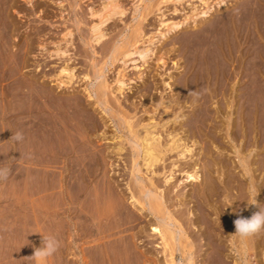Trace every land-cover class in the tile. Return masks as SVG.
Masks as SVG:
<instances>
[{
    "label": "rangeland",
    "instance_id": "374dc122",
    "mask_svg": "<svg viewBox=\"0 0 264 264\" xmlns=\"http://www.w3.org/2000/svg\"><path fill=\"white\" fill-rule=\"evenodd\" d=\"M5 1H0V164L12 172L0 183V264H79L82 259L80 264H101L94 259L89 228L104 222L119 204L129 205L127 190L135 178L147 185L152 177L142 149L132 152L137 140L120 116L134 119L136 136H147L160 153L153 175L160 189L161 166L176 159L188 174L199 176L186 181L185 173L176 172L185 193L200 187L203 170L210 168L209 158L207 165L197 160L204 150L210 148L215 161L235 163L230 197L217 199L218 214L209 205L206 225L197 224L205 231L207 252L203 257L193 252L192 257L197 264L202 259L209 264H264V231L242 238L234 226L238 217H251L264 206L258 147L264 123V0H115L122 13L116 10L101 25L105 37L100 42H93L91 32L107 0ZM91 9L96 15L91 16ZM177 23V30L167 32V25ZM123 38L152 52L144 61L128 59L123 68L122 61L109 56ZM63 68H70L71 74H60ZM121 72L126 86L120 94L116 79ZM104 79L107 103L95 95ZM195 90L199 98L189 95ZM149 93L155 100L143 103L142 95ZM17 132L23 140L16 144ZM250 136L257 141L251 148L245 145ZM249 150L250 190L246 168L236 164ZM132 159L139 170L134 168L133 176ZM223 172L228 173L225 167L214 176L223 179ZM187 209L191 219L199 214L192 203ZM145 218L156 223L147 209ZM47 236L56 237L58 249L47 257L34 256ZM197 237L190 238L195 246L202 240ZM160 251L155 249L152 256L165 264Z\"/></svg>",
    "mask_w": 264,
    "mask_h": 264
},
{
    "label": "bare ground",
    "instance_id": "6f19581e",
    "mask_svg": "<svg viewBox=\"0 0 264 264\" xmlns=\"http://www.w3.org/2000/svg\"><path fill=\"white\" fill-rule=\"evenodd\" d=\"M2 2V0H0ZM12 1V0H11ZM10 1V2H11ZM25 1V0H24ZM74 0H72L73 2ZM117 1V0H116ZM115 0H107L105 1V5L101 8V13L98 14L97 17H99V20L97 24H93L92 26V32L93 33V42H100L105 36L104 32L101 29V25H104V22H107V19L114 14L116 10H119L120 7L119 4L116 3ZM4 0V4H5ZM6 3L7 5L10 3ZM62 2V1H61ZM56 3V2H55ZM1 4V3H0ZM12 4V3H11ZM77 4V3H76ZM92 4V3H91ZM104 4V3H103ZM3 5V3H2ZM4 6V5H3ZM7 7V6H6ZM10 7V6H9ZM16 7V6H15ZM137 7V6H136ZM5 8V7H3ZM8 8V7H7ZM6 8V10H7ZM11 8V7H10ZM13 8V6H12ZM42 8V7H41ZM122 8V7H121ZM90 9V8H89ZM1 11V10H0ZM92 11V9L90 10ZM120 11V10H119ZM3 12V11H2ZM16 12V9H15ZM118 12V11H117ZM116 12V13H117ZM139 12V11H138ZM91 16L96 15L95 12H90ZM122 13L121 11L118 12ZM141 14V13H140ZM116 15V14H115ZM90 17V16H89ZM113 17V16H112ZM65 19V18H64ZM77 21V20H76ZM97 21V20H96ZM141 21V20H140ZM12 23V22H11ZM77 23V22H76ZM180 24V23H179ZM182 24V23H181ZM64 25V24H63ZM180 27V25L173 24L171 27L167 25V32L177 30ZM66 29V27H65ZM69 29V28H68ZM91 29V28H90ZM11 30V29H10ZM138 30V29H137ZM133 32V31H132ZM131 32V33H132ZM134 33V32H133ZM136 33V32H135ZM166 33V32H165ZM67 34V33H66ZM70 34V33H69ZM138 35V34H137ZM141 35V34H140ZM166 35V34H164ZM122 37V36H121ZM119 37V38H121ZM142 37V36H141ZM119 38H117L119 40ZM137 38V37H136ZM63 39V38H62ZM163 39V38H162ZM129 39H122L121 43L115 44V46L112 47L110 50V55L112 57V61L114 60H120L122 61L123 68L128 63L127 60L129 59L131 62H136V59L134 56H137V59L145 60V58H148L149 53L152 52V49L142 48L139 49L136 44L138 41H135L134 44L129 45ZM150 41V40H149ZM90 42V41H89ZM139 45V44H138ZM131 49H129L130 47ZM58 53V52H57ZM63 54V52H61ZM65 54V53H64ZM107 55V54H106ZM107 56V58L109 57ZM158 56V55H157ZM131 58V59H130ZM106 59V58H105ZM148 60V59H147ZM163 61L162 58H158L157 61ZM111 61V60H110ZM138 61V60H137ZM227 62V61H226ZM113 63V62H112ZM121 63V62H120ZM165 63V62H163ZM111 64V63H110ZM99 65V64H98ZM103 65V64H102ZM136 67V66H135ZM138 67V66H137ZM133 69V68H132ZM67 72V74H71L70 68H63L60 74L63 72ZM98 71V70H96ZM122 71V70H121ZM117 73V72H116ZM120 73V72H119ZM65 74V73H64ZM96 74V73H95ZM98 75H101L98 72ZM264 75V74H263ZM67 76V75H66ZM97 76V75H96ZM102 76V75H101ZM116 76V75H115ZM73 77V76H72ZM103 78V77H102ZM125 75L120 74L119 78L116 79V83L118 85L117 91L120 92V94L123 92L124 87L126 86V83L124 82ZM262 78V77H261ZM70 79V78H69ZM68 79V80H69ZM204 79V78H203ZM98 80V79H97ZM188 80V78H187ZM100 81V80H99ZM257 81V80H256ZM186 82V81H185ZM198 82V81H197ZM264 82V81H263ZM60 84V82H59ZM147 84V83H146ZM162 84V83H161ZM165 85V84H164ZM154 86V84H153ZM260 86V85H259ZM171 87V86H169ZM107 88V83L105 82V79L99 83L98 87L96 88L95 95L99 101H103L104 103H107L105 100V89ZM262 92H263V100H262V110L264 115V86H262ZM251 89V88H250ZM92 91V90H90ZM151 91V90H150ZM260 91V89H259ZM143 92V91H142ZM147 92V91H146ZM149 92V90H148ZM186 92V91H185ZM55 93V92H54ZM94 93V92H93ZM114 93V92H113ZM146 94V93H143ZM261 94V92H260ZM76 95V94H75ZM88 95V93H87ZM251 95V94H250ZM260 96V95H259ZM140 97V96H139ZM143 97V103L149 102V100H155V98L150 95H142ZM206 97V96H205ZM261 97V96H260ZM87 98H90V95L87 96ZM226 98V97H225ZM126 99V98H125ZM254 99V98H253ZM42 100V99H41ZM118 100V99H117ZM162 100V99H161ZM247 100V99H246ZM116 101V100H115ZM169 101V100H168ZM227 101V100H226ZM77 104V100L74 101ZM118 102V101H117ZM127 102V101H126ZM159 102V101H157ZM259 102V101H258ZM96 103V102H95ZM142 103V102H141ZM156 103V102H155ZM93 104V103H92ZM134 104V103H133ZM131 104V105H133ZM148 104V103H147ZM175 104V103H174ZM253 104V103H252ZM98 105V104H97ZM100 105V103H99ZM107 105V104H106ZM105 105V106H106ZM118 105V104H117ZM141 105V104H140ZM144 105V104H143ZM158 105V104H156ZM155 105V106H156ZM160 105V104H159ZM162 105V104H161ZM254 105V104H253ZM108 106V105H107ZM120 106V105H119ZM142 106V105H141ZM154 106V105H153ZM154 106V107H155ZM169 107L170 106H166ZM243 107V106H242ZM137 108V107H135ZM168 108V109H169ZM173 108V107H172ZM124 109V108H123ZM142 109V108H141ZM150 109V108H149ZM167 109V108H166ZM253 110V108H251ZM112 115H118L120 116V113L115 112L112 108H109ZM136 110V109H135ZM237 110V109H236ZM255 110V109H254ZM147 111H145L146 113ZM154 112V110H153ZM247 114V113H246ZM250 114V113H249ZM258 114V113H257ZM137 115V114H136ZM237 117V116H236ZM112 118V117H111ZM134 118V117H133ZM240 119V118H239ZM29 120V119H28ZM120 120L123 122L125 128L127 129V132L133 135L135 138V146H133V150L142 149L144 152V158H145V167L146 172L152 173V177L147 178V185L144 184L142 181H140V178L137 180L135 178V181H133L132 185H129L128 192L129 196L127 198V201L129 200V205L125 206V204H119L118 206L115 205L116 209L113 212L112 215H110L108 218H104V222L102 223H92L91 227L89 228V232L94 238L93 240V246H92V252L94 254V259L101 260L103 264H159L160 260L155 259L153 256V252L155 249L161 250L160 254H163L165 256L166 263L165 264H197V261H195L192 257L193 252H196L200 256L206 254L207 252L203 247L205 246V238L204 234L205 231L201 229L197 224L201 225V222L203 223L208 218L206 215L207 213V207L212 204L213 211L215 214L219 213V206H216L218 203V198L223 197L224 199L228 197V192L231 191L233 188V182L234 177V167L235 163L232 161H219L216 162L215 159L213 160L212 152L209 149L204 150L201 159H198L200 162L205 161V158H209L212 163L207 162L210 164V168H207L204 173V178L200 180V187L198 186L197 189L194 188L191 191L184 192L179 189L181 186V183L178 182L176 179V172L179 173H185L186 181H192L197 180L199 178L198 175L195 174H188L187 171L184 170L185 165L182 164L180 166L177 165L178 161L176 159L175 162L167 165V166H161L160 175L162 174V189L159 188L156 179H155V168L157 167V164L161 161V156L155 152V148L153 149V146L147 142L148 139L144 137V139H141L137 137L135 134L136 130L134 128H137L136 125H134L129 117L120 116ZM245 120V119H244ZM115 121V120H114ZM120 121V125H121ZM150 121V120H149ZM250 121V120H248ZM141 122V121H140ZM147 123V122H146ZM150 124V123H149ZM254 124V123H253ZM140 125V124H139ZM241 125V124H240ZM163 126V125H162ZM221 127V126H220ZM245 127V126H244ZM152 128V127H151ZM252 128V127H251ZM53 129V127H52ZM153 129V128H152ZM235 129V126H234ZM233 129V130H234ZM47 130V129H45ZM51 130V129H50ZM244 130V129H243ZM249 130V129H248ZM256 130V129H255ZM48 131V130H47ZM241 131V130H240ZM54 132V131H53ZM146 132V131H145ZM47 133V132H46ZM51 133V132H49ZM95 133V132H94ZM240 133V132H239ZM253 133V132H252ZM52 134V133H51ZM174 134V133H173ZM244 134V133H243ZM255 136V135H254ZM254 136H250L249 139H246V146L254 147V144H257L256 139ZM257 136V135H256ZM150 137V135H149ZM173 137V136H172ZM245 137V136H244ZM120 138V137H119ZM143 138V137H142ZM258 138V137H257ZM152 139V137H151ZM154 139V138H153ZM14 142L17 141L13 139ZM158 140V138H157ZM215 141V140H214ZM150 142V141H149ZM171 142V141H170ZM159 143V142H158ZM176 143V142H175ZM255 144V145H256ZM118 145V144H117ZM133 145V144H132ZM156 145V144H155ZM15 146V145H14ZM121 146V145H119ZM16 147V146H15ZM131 147V146H130ZM179 147V146H178ZM243 147V146H242ZM260 147V153L263 155L260 163H261V169L264 171V123L261 126V129L259 131V146ZM121 148V147H120ZM139 148V149H138ZM163 148V147H162ZM168 148V147H167ZM180 148V147H179ZM249 148V149H250ZM71 149V148H70ZM164 149V148H163ZM67 150V149H66ZM74 150V149H73ZM122 150V149H121ZM158 150V149H157ZM160 150V149H159ZM167 150V149H166ZM172 150V149H171ZM219 150V149H218ZM258 150V149H257ZM168 151V150H167ZM245 151V150H244ZM71 152V150H70ZM229 152V151H228ZM235 152V151H234ZM233 152V153H234ZM168 153V152H167ZM170 153V152H169ZM179 153V151H178ZM227 153V152H226ZM238 153V152H237ZM249 154L245 157H241L239 162L236 163L242 165L245 170L244 178L247 185V189H251L253 186V183L250 181L251 178V171H250V165H252V159H249L252 155V150H249ZM60 154V153H59ZM64 154V153H63ZM139 154V153H138ZM162 154V153H161ZM164 154V153H163ZM181 154V153H180ZM18 154L14 152V158L18 160L19 157H17ZM68 155V154H67ZM131 155V154H130ZM221 155V154H220ZM63 156V155H62ZM182 156V154H181ZM187 156V155H186ZM210 156V157H209ZM237 156V155H236ZM64 157V156H63ZM134 157V156H133ZM138 157V156H137ZM179 157V156H178ZM253 157V155H252ZM257 157V156H256ZM255 157V158H256ZM55 158V157H54ZM143 158V157H142ZM188 158V157H187ZM212 158V159H211ZM183 159V158H182ZM186 159V158H185ZM207 159V160H209ZM132 169L131 173L132 176L134 175V168H135V159H132ZM171 160V158H170ZM181 160V159H180ZM206 160V161H207ZM203 162L204 164L206 163ZM165 162V161H164ZM163 162V163H164ZM172 162V161H170ZM184 162V161H183ZM188 163V162H187ZM167 164V163H166ZM221 164L222 166H220ZM234 164V165H233ZM193 165V164H192ZM207 165V164H205ZM16 166V165H15ZM217 166V168L215 167ZM220 166V167H219ZM241 166V167H242ZM17 167V166H16ZM138 167V166H137ZM208 167V166H207ZM226 168L228 173L223 172L224 178H216L214 176L215 173L220 172L221 168ZM239 167V166H238ZM143 168V167H142ZM177 168V169H176ZM195 168V167H194ZM216 168V169H215ZM16 169V168H15ZM136 169V168H135ZM176 169V170H175ZM196 169V168H195ZM198 170V169H197ZM243 170V171H244ZM139 171L136 169V172ZM194 171V170H193ZM192 172V170H191ZM222 172V171H221ZM130 173V174H131ZM143 173V172H142ZM194 173V172H193ZM62 174V173H61ZM217 174V175H218ZM221 174V173H220ZM219 174V175H220ZM154 175V176H153ZM140 176V175H139ZM145 176V175H144ZM181 176V175H180ZM130 177V176H129ZM157 177V176H156ZM238 177V176H237ZM236 177V178H237ZM179 178V177H178ZM239 178V177H238ZM134 180V178H132ZM251 183H248V180ZM243 180V181H244ZM182 182V181H181ZM238 182V181H237ZM254 182V181H253ZM193 183V182H192ZM243 183V182H242ZM131 184V183H130ZM240 185H242L240 183ZM128 186V185H126ZM183 187V186H182ZM245 187V186H244ZM110 188V187H108ZM185 188V187H184ZM111 189V188H110ZM54 190V189H53ZM66 190V189H65ZM106 190V189H105ZM112 190V189H111ZM245 190V189H244ZM109 192V191H108ZM112 192V191H111ZM106 193V192H105ZM110 193V192H109ZM252 193V192H251ZM113 194V193H112ZM120 194V193H119ZM104 195V194H103ZM114 195V194H113ZM118 195V194H117ZM115 196V195H114ZM232 196V195H231ZM107 197V195L105 196ZM119 197H123L122 194H120ZM230 197V196H229ZM228 197V198H229ZM243 197V196H242ZM115 198V197H114ZM215 198V199H214ZM261 198V197H260ZM103 199V198H102ZM123 199V198H122ZM79 200V199H78ZM114 200V199H113ZM243 200V199H242ZM116 201V199H115ZM126 201V202H127ZM226 201V200H225ZM189 203L193 204V207H196L199 214H194V218L191 219L188 216V210L187 205ZM252 203V202H251ZM116 204V202H115ZM242 205V204H241ZM210 207V206H209ZM191 208V207H190ZM104 209V208H102ZM148 210V213L153 216V220L156 221L155 224L151 223V220H147L145 218V210ZM196 211V210H195ZM147 212V211H146ZM148 214H146L147 216ZM228 215V214H227ZM176 217L178 219H176ZM150 218V217H149ZM73 220V219H72ZM202 220V221H201ZM95 221V220H94ZM93 221V222H94ZM102 221V220H101ZM206 225V222H204ZM203 223V224H204ZM70 224V223H69ZM80 225V224H79ZM194 225H197V231H195L193 228ZM149 227V228H148ZM210 230V226H208ZM211 228L214 229V236L218 237V230L214 226L211 225ZM205 229V228H204ZM74 232V231H73ZM197 238H202L204 241V244H201V241H198V246H195L196 244H193L190 241V238L194 235H197ZM69 237V236H68ZM211 238V237H210ZM157 240H160V242H157ZM198 240V239H197ZM246 242V241H245ZM207 243V242H206ZM78 244V243H77ZM216 244V243H215ZM69 245V244H68ZM81 245V244H80ZM83 245V244H82ZM210 245V244H209ZM217 245V244H216ZM240 245V244H239ZM79 246V245H78ZM158 246V247H157ZM160 246V248H159ZM71 247V246H70ZM77 248V247H76ZM143 248V249H142ZM71 249V248H70ZM209 249V248H208ZM64 251V250H63ZM69 251V250H68ZM158 251V250H157ZM210 251V250H209ZM83 252V251H82ZM62 253V252H61ZM210 253V252H209ZM215 253V251H214ZM66 254V253H64ZM158 254V253H157ZM153 255V256H152ZM82 256V255H81ZM194 256V255H193ZM197 256V255H196ZM62 257V256H61ZM68 257V256H67ZM90 257V256H89ZM162 257V256H161ZM65 258V257H64ZM80 258V257H79ZM164 258V257H162ZM161 258V259H162ZM77 259V258H75ZM198 259V258H197ZM69 260V259H68ZM85 259H82L84 261ZM72 261V259H71ZM81 261V262H82ZM90 261V259H89ZM79 261V264L81 263ZM94 262V261H93ZM101 262V264H102ZM162 262V261H161ZM70 263V262H69ZM85 263V262H84ZM164 263V262H163ZM68 264V263H67ZM72 264V263H71ZM76 264V263H75ZM199 264H209L205 262L203 259L200 260Z\"/></svg>",
    "mask_w": 264,
    "mask_h": 264
},
{
    "label": "clouds",
    "instance_id": "9594fccd",
    "mask_svg": "<svg viewBox=\"0 0 264 264\" xmlns=\"http://www.w3.org/2000/svg\"><path fill=\"white\" fill-rule=\"evenodd\" d=\"M190 96L199 98L200 93L195 91L189 92ZM14 139L19 142L23 140V134L17 132ZM12 169L9 165L0 164V183L7 181L11 175ZM259 211L253 213L251 217H238L234 221L235 234L242 237L248 238L257 235L264 231V206H258ZM43 248L37 249L34 256H50L55 253L59 247V241L55 236L43 237Z\"/></svg>",
    "mask_w": 264,
    "mask_h": 264
}]
</instances>
